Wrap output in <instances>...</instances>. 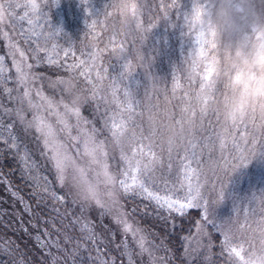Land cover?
<instances>
[{
	"label": "rangeland",
	"instance_id": "374dc122",
	"mask_svg": "<svg viewBox=\"0 0 264 264\" xmlns=\"http://www.w3.org/2000/svg\"><path fill=\"white\" fill-rule=\"evenodd\" d=\"M204 2L207 3L208 0H137L136 25L126 34L113 33L110 30L112 33L105 38L106 46L104 43L100 57L93 61L85 49L83 52L82 49L79 51L74 47L75 39L80 31H86L87 28L99 31V24L105 20L101 14L104 7L108 8V14L112 12L111 15L119 19L120 14L114 7V0H44L40 16L31 17L38 21L39 26H35L34 31L39 35L31 36L30 40L21 34L22 28L27 29L29 25L18 20L27 9L15 7L17 3L23 6L25 0H0L5 12L12 14L5 15L4 21L0 22V55L5 57L4 63L8 69L7 78L0 77V128L8 123L13 124L12 135L15 136L19 149L29 157V163L44 165L61 185L50 150L45 147L41 134L35 127H30L28 122L32 121L34 115L40 114L52 123L55 129L61 128L62 125L58 124L57 117L47 110L46 105L39 109H30L22 94L28 90L34 103L44 104L37 95L38 92L42 93L52 98L54 104L60 105V111L63 112L61 101L67 100V95L61 89L50 85L70 73H76L87 99L79 105L80 120L75 116L68 118L73 125L71 136L92 134L95 130L97 140L105 142L107 162L112 172H119L123 167L120 160L121 149L131 155V144L117 145L111 137L112 122L119 123L121 119L128 121V133L125 136L130 139L134 130L141 138L138 143L150 145L157 158L162 161V166L158 165L152 174L150 190L159 191L161 195L172 194L173 198H182L188 183L182 165L191 161V167L197 169V174L192 175L191 182L194 189L200 188L201 203L208 201V220L212 223L204 221L203 209L198 208L201 217L190 221L191 228L183 239V251L187 261L194 256L203 260L211 259L212 231L220 236L221 250L219 248L218 253L221 254L222 233L229 222L234 220V227L243 224L245 229H250L258 225L264 217V124L256 121L255 129L249 126L232 128L224 125L214 112L202 114L196 105L199 77L193 82L187 79L183 70L184 61L189 59L191 50L197 47V32L193 26L192 12L197 3ZM9 3L12 7H8ZM110 16H106V19L112 23L113 16ZM94 21L93 29L90 25ZM4 33L25 52L26 63L33 65L31 70L25 68V71L30 72L26 85L18 82V74L13 67V60L22 58L19 53L15 57L10 55L9 41L3 38ZM38 46L46 49L38 54L43 62H38L37 56L34 55ZM65 50L69 51L67 57L64 55ZM48 56L58 63L49 64ZM80 59L86 61L84 66L68 67L76 65ZM85 69H88L86 76L91 77V84L87 83L85 77L80 76V72ZM31 73H35L39 78L32 79ZM6 88L12 91H4ZM126 92L130 93V96H126ZM129 99L133 103L132 112L126 110ZM185 108L189 109L191 115L195 111V116H192L195 122L193 134H187L188 126L185 125L183 142L177 141L178 146L170 147L167 143L170 132L166 131L165 127L170 125L178 129L177 121L184 122L182 109ZM20 110L23 111V121L16 115ZM129 116H132L130 121ZM150 120L159 123L150 126ZM77 124L79 129L75 127ZM144 136L150 138L145 140ZM4 137L9 138V134L4 133ZM58 138L67 147L69 155L85 169L87 178L94 180V170L98 169L95 165L90 166L89 159L83 155L82 140H73L65 132H59ZM74 175L77 174L70 168L69 181L63 187L80 207L83 216L91 221L97 219L111 236L118 237L132 263L169 264L159 251L160 242L143 231L121 198L117 208L111 212L108 208L89 205L81 201L77 190L72 186L71 177ZM164 181H167V184ZM181 183L184 184L183 188L180 187ZM103 191L102 187L101 197L110 205ZM222 192L224 199L220 202ZM17 201L12 191L5 185H0L1 203L14 211L13 207L17 205ZM122 214L134 231L139 230L135 236L132 232L125 233L123 224L115 221L114 217ZM175 214H167L171 224L178 220ZM197 224L202 226L199 231ZM218 224L222 225L221 231L216 230ZM247 234L245 231L244 236ZM37 235L42 238L46 250L58 248L57 241L49 238L47 234L39 231ZM141 237H144L148 252H142L140 249L138 241ZM237 242L235 239L232 241L234 245ZM55 253L54 251L53 254ZM222 257L231 264L226 252ZM58 258L63 262L62 258L54 256L55 261ZM97 260L99 264L104 261L99 256Z\"/></svg>",
	"mask_w": 264,
	"mask_h": 264
},
{
	"label": "trees",
	"instance_id": "16d2710c",
	"mask_svg": "<svg viewBox=\"0 0 264 264\" xmlns=\"http://www.w3.org/2000/svg\"><path fill=\"white\" fill-rule=\"evenodd\" d=\"M108 12L104 7L101 14L105 20L99 24L98 32L88 28L80 31L74 45L77 50L92 51L86 47L89 42L95 43L96 51H101L104 43L106 46L105 38L112 33L108 28L111 22L106 19ZM10 142L7 137L0 140V185L15 193L18 201L14 211L0 202V264H53L54 256L64 262L58 258L55 264H99L98 256L108 264H130L125 246L118 237L111 236L97 219L91 221L83 216L70 193L56 182L52 173L42 164H30L29 157L19 148H8L7 143ZM21 156H26L27 160H21ZM37 184L46 186L48 192L38 188ZM53 193L64 196V201L55 199ZM120 198L143 231L160 242L159 251L169 264H229L218 253L221 240L213 231L211 259L203 260L198 256L190 261L185 259L183 239L191 228V222L200 219V209H187L182 216L175 214L178 220L171 224L167 216L169 212L157 208L155 202L146 196ZM84 224H88L95 233L94 238H89L83 229ZM39 231L56 240L58 248L46 250L42 238L37 235ZM131 264L134 263L131 261Z\"/></svg>",
	"mask_w": 264,
	"mask_h": 264
},
{
	"label": "snow or ice",
	"instance_id": "6c2138e0",
	"mask_svg": "<svg viewBox=\"0 0 264 264\" xmlns=\"http://www.w3.org/2000/svg\"><path fill=\"white\" fill-rule=\"evenodd\" d=\"M8 7H12L11 3H9ZM15 7H24L27 9L23 13V15L18 17L19 21L26 22L29 27L27 29L21 30V34L26 36L27 39H31V36L39 35L34 31L35 26L38 25V21L32 19L31 17H37L40 16V10L39 11H32L28 8L27 4H24L23 6L17 3ZM208 8V2L207 3H197L194 7V10L192 12V20L194 22L200 21L201 18L206 14ZM132 15L136 18L138 16V9L135 5L132 7ZM5 15H12L11 13L5 12V7L3 4H0V22H3L5 19ZM108 15H111L109 13ZM139 23L137 24V27H139ZM194 26V25H193ZM94 29L95 27V21L92 25H90ZM211 33V30H210ZM211 35H214V33H211ZM3 38L5 40L9 41V48H10V55L13 57L16 56L17 53H19V56L22 58L20 60H13V67L16 69V73L18 74L17 80L20 84L26 85L29 80L30 72L25 71V68L28 70H31L33 68L32 64L26 63V55L23 50L20 49L19 45L12 42L9 38L7 33L3 34ZM195 43L197 46H199L200 54H203L204 51V45L211 43V40L208 36L205 35L203 31L197 32ZM214 46V45H213ZM55 47V46H54ZM46 49L43 47H37L34 51V55L37 56L38 62H43L42 59L39 57V53L45 52ZM73 55L75 53H72ZM65 57L69 55V51L65 50L64 52ZM90 59L93 61L96 59L95 57L90 56ZM5 57L3 55H0V77H6V73L8 72V69L4 63ZM47 62L49 64H57V60H53L51 56L47 57ZM86 61L84 59H80L78 63L74 66H68L80 68L84 66ZM88 69H85V71L80 72L81 77H85L87 83L91 84L92 80L90 76H86V72ZM99 76V73H97ZM211 74L209 70H205L203 74L199 76V90L201 92H204L208 88L207 81L210 80ZM32 79H38L35 75V73H31ZM193 82H196L195 80H191ZM64 79H58L55 84L50 85V87L53 88H59L61 89L65 94L64 90ZM179 85H177L178 87ZM4 91L11 92L12 89L6 88ZM23 98L28 101V107L30 109H39L41 107H44L46 105L47 110H49L52 115L57 117V122L59 125H62L61 128L55 129L53 124L48 122L46 118L43 115L36 114L33 116L32 121H29L28 124L30 127H35L36 131L41 134L44 140V145L47 149L51 152V159L54 161V166L56 168V171L58 173V180L63 186L65 183L69 181L68 178V170L71 168L77 175H74L71 177L72 186L77 190V194L80 196L81 201L91 205L95 204L99 206L100 208H108L109 212H111L113 209L117 208L119 205V198L121 196H146L147 199L151 201H155V204L157 208L167 210L169 213H176L179 215H183L187 209L192 208H202L203 209V219L206 223H212V221L208 220V201L204 200L203 203H201V193L200 188L196 187L193 188V184L191 182L192 175L197 174V169H193L191 167V161H187V163L182 165V168L185 172V180L188 181L187 183V191L185 192L184 196L182 198H173L172 194L168 195H161L159 191H153L150 190V182L153 180L152 174L154 173L156 167L158 165L162 166V161H160L156 153L152 151L150 145H145L143 143H138V141L141 139L138 137L135 133V131H132V135L130 138L131 141V155L128 154V152L121 149L120 153V160L123 165L121 170L119 172H112L110 170V166L107 162V156L108 153L105 150V142L103 140H97L94 132L92 134H78L77 136H71V132L73 131V125L69 122V116H75L77 120L79 121L81 118V108L79 106L72 107L67 103H64L61 101V104L63 106L64 111H60V105L54 104L52 98L44 96L42 93H37L38 96H40L41 100L44 101V104H36L34 103L30 98V92L28 90H25L23 92ZM126 96H130V93L126 92ZM187 95V94H186ZM94 99V97H91ZM206 102V100H205ZM137 103H139L137 101ZM126 110L128 112L133 111V103L132 100L129 99ZM204 115H207V112L202 111L201 112ZM16 115L19 117L20 121L24 120L23 111L20 110L16 113ZM192 116H195V111L192 112ZM128 120H132V116L128 117ZM87 123V121H85ZM14 125L11 123H8L4 125L2 128H0V140H4V133L9 134V140L10 143H7L8 148H19V144L16 142L15 136L12 135V129ZM77 129H79V124L75 126ZM238 127V126H237ZM81 133L83 130H80ZM59 132H65L68 133L70 138L73 140L81 139L83 143V155L89 159V165H95L97 166L98 170L95 171V179L89 180L87 178V173L83 167H80L75 158L69 155L67 147L63 143L62 140L58 138ZM111 137L113 138V142L118 144V138L124 137L128 133V121L121 119L119 123L113 121L110 128ZM149 136H144L143 139L147 140L149 139ZM221 146H224L223 140L221 141ZM169 153H171V148H169ZM193 156H195V153H193ZM145 158H147L145 160ZM21 160L26 161V156H21ZM186 159V158H183ZM28 165L25 164V167ZM169 170L171 169V164L168 165ZM165 184H167V181H164ZM38 188H42V190L46 193L48 192V188L46 186H42L40 184L36 185ZM103 187V195L108 197L109 203L105 202L101 197V191ZM180 187H184V184L181 183ZM15 195V193H13ZM53 197L55 199L60 200L61 202L64 201V196H56L53 193ZM224 199L223 192L220 195V202H222ZM123 215L114 217L115 221L117 223L123 224V230L125 233L132 232L133 236L136 235V232L139 230H133L132 226L127 222L126 219L123 218ZM197 230L199 231L202 227L200 224L196 225ZM241 227H244L242 224ZM222 225L218 224L216 226L217 231H221ZM83 229L87 231L88 236L90 239L94 238L95 233L92 231V229L89 227L88 224H84ZM207 234V233H205ZM223 241H222V255L226 252L228 254V257L230 255H235L237 257H240L243 259L242 252L243 247H236L234 244L230 243V237L227 235V233L224 231L223 233ZM140 249L142 252H148L149 249L145 247L144 244V237H141L138 241ZM130 264H131V257ZM53 264H55V261H53ZM101 264H108L107 261H101Z\"/></svg>",
	"mask_w": 264,
	"mask_h": 264
},
{
	"label": "clouds",
	"instance_id": "9594fccd",
	"mask_svg": "<svg viewBox=\"0 0 264 264\" xmlns=\"http://www.w3.org/2000/svg\"><path fill=\"white\" fill-rule=\"evenodd\" d=\"M44 0H25L28 8L39 11ZM138 9L137 0H114L119 19L113 16L108 24L113 33L126 34L136 25L132 7ZM196 32L203 31L211 43L204 45L203 54L199 46L192 49L189 59L184 61L187 79L195 80L207 69L211 77L204 92L197 91L196 105L200 112H214L228 127L249 126L256 128V121L264 124V0H208L206 14L194 22ZM214 33L211 35L210 33ZM214 45V46H213ZM86 47L92 49L89 55L98 59L101 51H96L94 42ZM67 100L72 107L86 101L85 89L76 73L64 78ZM206 100V102H205ZM184 122L177 121L179 128L166 126L170 132L167 143L170 147L183 142L185 125L187 134H193L195 122L189 109H182ZM159 122L150 120V126ZM118 144H131L128 137H119ZM235 221L227 224L225 232L238 241L235 246L243 247V259L235 255L228 258L231 264H264V217L250 229L241 225L234 227ZM243 230V231H242ZM247 236H244V232Z\"/></svg>",
	"mask_w": 264,
	"mask_h": 264
}]
</instances>
